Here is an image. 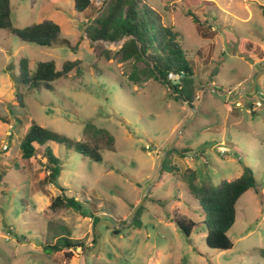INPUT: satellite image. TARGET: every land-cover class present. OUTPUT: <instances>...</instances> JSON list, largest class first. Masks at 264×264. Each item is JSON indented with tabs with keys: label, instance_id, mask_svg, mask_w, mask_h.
<instances>
[{
	"label": "rangeland",
	"instance_id": "obj_1",
	"mask_svg": "<svg viewBox=\"0 0 264 264\" xmlns=\"http://www.w3.org/2000/svg\"><path fill=\"white\" fill-rule=\"evenodd\" d=\"M107 1L93 0L92 8L76 13L72 0H10L13 28L51 20L61 34L46 48L0 30V264H84L80 248L55 253L42 246L69 235L94 249L95 225L82 213L124 224L148 188L141 228L113 232L100 225L99 249L88 254V264H264L254 252L264 249V63L255 65L247 54L253 42H264V0H144L178 34L193 71V110L175 101L143 61L120 60L125 38L91 42L85 37L87 18L94 20ZM245 6L251 11L248 20ZM22 58L30 72L43 61H53L57 70L65 61L80 65L52 82V91L29 92L14 81ZM237 85L254 90L240 91L236 99L208 91L236 94ZM31 120L72 141L83 139L87 122L114 137V150L103 151L99 163L49 144L60 160L57 183L81 204V212L48 209L61 192L42 183L43 148L27 161L19 148ZM171 143L190 152L169 158L177 173L156 176ZM243 167L252 171L256 188L237 202L227 233L233 247L210 249L199 206L188 193V171L195 172L197 185L216 186L238 178ZM178 216L198 223L189 239L174 222Z\"/></svg>",
	"mask_w": 264,
	"mask_h": 264
},
{
	"label": "trees",
	"instance_id": "obj_2",
	"mask_svg": "<svg viewBox=\"0 0 264 264\" xmlns=\"http://www.w3.org/2000/svg\"><path fill=\"white\" fill-rule=\"evenodd\" d=\"M72 1L76 13H83L93 7V0ZM260 9L264 16V8L260 7ZM90 21L91 17H88L86 21L88 25L84 29V35L89 41L118 42L125 38L119 51L120 60L124 63L143 61L148 66L151 77L166 86L175 101L182 100L190 107H194L193 71L186 52L178 42V34L163 25L161 15L149 4L144 0H108L104 11L91 23ZM195 22L201 28L202 24L197 20ZM0 30L9 31L22 42L46 48L52 47L61 34L59 25L51 20H42L22 29L13 28L10 0H0ZM79 65V60L65 61L61 69L57 70L53 61H43L38 62L35 70L30 72L28 60L22 58L18 62V76L14 81L19 86L26 87L29 92L41 88L52 91V82L68 76L73 70L78 69ZM170 74L177 79H168ZM215 76L216 73H211L210 77ZM15 101L18 107L24 108L23 96L18 91L15 92ZM114 142V137L108 131L97 128L89 122L84 125L83 139L72 141L31 120L19 148L21 158L26 161L36 156L37 148H43L45 176L42 183L56 186L61 192L60 195L52 198L48 209L51 212L62 209L81 212V204L75 198L64 195V188L57 183L61 171L60 160L54 155L49 144L63 145L66 149H72L82 157L99 163L103 160V151L114 150ZM188 152L190 149L171 147L163 160L161 172L177 173V167L170 164L169 158L186 156ZM186 184L189 195L197 202L199 213L203 217L201 224L206 229L207 247L217 251L231 249L233 243L227 233L235 223L237 202L247 191L256 188V181L250 168L243 167L242 174L238 178L230 181L222 180L216 186L210 183L197 185L195 172L191 170L188 171ZM141 210L142 206L137 210L130 226L141 228ZM82 216L91 218L93 226L100 220L94 215L82 213ZM174 222L187 239L198 224L181 216L175 218ZM42 248L44 251L50 250L55 253L77 248L82 251L87 249L84 241L73 239L69 235L61 236L54 245H43ZM254 252L264 259V249H255ZM65 256L67 258L71 256L70 252Z\"/></svg>",
	"mask_w": 264,
	"mask_h": 264
},
{
	"label": "water",
	"instance_id": "obj_3",
	"mask_svg": "<svg viewBox=\"0 0 264 264\" xmlns=\"http://www.w3.org/2000/svg\"><path fill=\"white\" fill-rule=\"evenodd\" d=\"M91 21H92V20H91ZM91 21H90V23H91ZM90 23H89V24H90ZM208 90H209L210 92H217V93H219V94H222V95L227 96V97L232 98V99H236V97L240 94L239 92L236 93V94H231V93H229V92H227V91L216 90V89H213V88H210V89H208ZM246 92L249 94V91H246ZM180 102L184 103L189 109L193 110V108L190 107L187 103L183 102L182 100H180ZM172 144H173V143H171V144H170V145L164 150V152L162 153L161 157L159 158L158 168H157V175H156V176H158V175L160 174V172H161V170H162L163 160H164L165 156L167 155V153H168L170 147L172 146ZM148 191H149V188L145 191V193H144L142 199L140 200V202H139L137 205H135V206L133 207V210H132V212H131V215H130L129 219H128L124 224H121V225H117V226H116L114 223H112V222L109 221V220L99 221V222H97V223L95 224V226H94L95 248H94V249H85V250H84V252H83V262H84V264H88V262H87L88 254H89V253H95V252H97L98 249H99V230H98L99 226H100V225H104V226L110 228L113 232H114L115 230H124L125 228H127L129 225H131V223H132V221H133V218H134V216H135L137 210H138L139 207L141 206V204H142L144 198L146 197Z\"/></svg>",
	"mask_w": 264,
	"mask_h": 264
},
{
	"label": "crops",
	"instance_id": "obj_4",
	"mask_svg": "<svg viewBox=\"0 0 264 264\" xmlns=\"http://www.w3.org/2000/svg\"><path fill=\"white\" fill-rule=\"evenodd\" d=\"M245 8H246V12H247V18H245L244 20H248L249 18H250V15H251V11H250V9L247 7V6H245ZM252 43V42H251ZM253 44V49H251V50H248V56H249V59H251L252 61H253V63L255 64V65H262L263 63H264V42H262L261 44L260 43H252ZM257 48H259V50L261 51L260 52V55H258V54H256L254 51L257 49ZM241 51H244L243 49L241 50ZM240 51V52H241ZM237 87H238V89H237V93L239 92L240 93V91H243V93L245 94V95H249V94H251L252 92H253V90H254V87H251L250 89L249 88H245V87H241V86H239V85H237ZM214 89V88H213ZM209 91V90H208ZM224 91H227V90H224ZM246 91H249V94L246 92ZM227 92H229L230 93V91H227ZM257 103V102H256ZM219 148V147H218ZM222 149H225V148H223V147H221Z\"/></svg>",
	"mask_w": 264,
	"mask_h": 264
},
{
	"label": "built area",
	"instance_id": "obj_5",
	"mask_svg": "<svg viewBox=\"0 0 264 264\" xmlns=\"http://www.w3.org/2000/svg\"><path fill=\"white\" fill-rule=\"evenodd\" d=\"M168 79L175 80V79H177V77L170 74V75H168ZM256 105H259V103H256Z\"/></svg>",
	"mask_w": 264,
	"mask_h": 264
}]
</instances>
